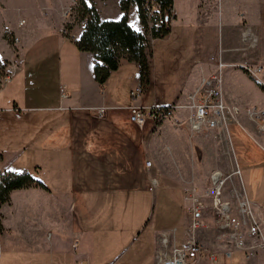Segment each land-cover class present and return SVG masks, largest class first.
Returning <instances> with one entry per match:
<instances>
[{"label": "crops", "instance_id": "1", "mask_svg": "<svg viewBox=\"0 0 264 264\" xmlns=\"http://www.w3.org/2000/svg\"><path fill=\"white\" fill-rule=\"evenodd\" d=\"M171 1L169 33L179 19L191 36V13L183 16L180 10H189L191 0H179V6ZM201 1L193 65L191 59L182 63L178 73L164 65L158 73L148 65V85L141 92L151 96L145 103L140 95H128L139 87L134 63L120 60L99 86L93 55L75 48L82 27L71 26V37L57 32L68 24L71 0H0L4 56V38L18 39L15 50L9 48L18 70L0 87V170L24 171L35 181L11 191L0 205V264H151L161 235L174 246L186 238V192H204L215 171L226 178L224 187L233 184L232 170L237 171L239 189L223 190L224 200L232 201L234 193L264 211V142L243 112L237 123L200 132L180 129L190 115L186 108L176 109L153 134L149 123L139 130L127 119L132 104L186 106L202 74L214 72L217 63L261 67L260 79L251 78L264 87V0H195L197 8ZM84 2L100 20L121 17L118 0ZM19 19L22 27L16 26ZM127 23L141 33L135 6L128 9ZM242 31L259 46L240 47ZM169 77L173 84L165 85ZM246 78L238 70H222L225 104L243 110L264 103V92ZM170 92L172 101L161 105ZM98 109L101 119L94 116ZM195 239L205 250L196 264H210L207 254L215 255L216 264L264 263L261 254L224 258L209 230L196 232Z\"/></svg>", "mask_w": 264, "mask_h": 264}, {"label": "built area", "instance_id": "2", "mask_svg": "<svg viewBox=\"0 0 264 264\" xmlns=\"http://www.w3.org/2000/svg\"><path fill=\"white\" fill-rule=\"evenodd\" d=\"M146 9V7H144ZM153 10L146 9L145 16L150 17ZM24 21L17 20L16 26L22 27ZM79 27L84 26V21L79 22ZM57 32L66 37H71L67 29L60 27ZM241 41L245 43L250 34L247 31L241 32ZM12 45L18 39L9 35ZM251 44L247 43V47ZM17 62L10 63L3 68L1 83H6L18 70ZM235 64L217 63L214 72L209 73L200 80L196 88L187 95V105L172 104L168 107L144 108L142 106L131 105L127 110V119L139 130L149 123L150 128L155 131L164 121L173 119V112L176 109L186 108L190 111L187 116L185 126L191 132L203 130L223 129L228 123H237L241 112L256 124V129L264 134V103L251 108L240 109L236 106H229L222 101L221 96V72L223 69H234ZM250 76L257 79L256 74L260 68H251L246 65H238ZM141 93L139 87L132 89L129 96L134 98ZM59 96L65 99L64 88L60 87ZM94 116L101 119L103 110L98 109ZM260 123V124H258ZM264 137V136H263ZM148 167L149 163H145ZM27 175L24 171H2L0 170V183L5 179L22 177ZM154 182V181H153ZM226 178L218 171L209 176V186L201 196L208 198V205L200 202L195 190H191V206L187 207L188 217L185 225V235L179 246L168 245L167 240L161 235L154 250L153 261L151 264H196L205 250L195 239L196 231L199 228H213L214 239L217 246L222 251L224 258L229 259L233 252H240L245 259L261 254L264 258V211L258 209L246 198L231 193L232 201L223 199V190ZM205 210H209L210 216L203 215ZM210 221L207 222V221ZM187 226V227H186ZM210 264H216L214 254H207ZM264 264V263H263Z\"/></svg>", "mask_w": 264, "mask_h": 264}, {"label": "trees", "instance_id": "3", "mask_svg": "<svg viewBox=\"0 0 264 264\" xmlns=\"http://www.w3.org/2000/svg\"><path fill=\"white\" fill-rule=\"evenodd\" d=\"M76 25L84 21L79 37L74 41L78 52L93 55V77L102 86L109 73L116 70L120 60L134 63L138 70L139 87L144 90L148 85V50L149 41L162 39L169 33V22L173 18L171 0H118L121 17L117 21H103L97 16L92 5L84 0H74ZM135 6L142 32L130 28L127 23V12ZM153 10L150 17L145 16L146 9ZM72 25L67 24L65 29ZM145 33L151 38H145ZM35 181L28 175L5 179L0 183V205L7 202L13 190L28 188Z\"/></svg>", "mask_w": 264, "mask_h": 264}, {"label": "rangeland", "instance_id": "4", "mask_svg": "<svg viewBox=\"0 0 264 264\" xmlns=\"http://www.w3.org/2000/svg\"><path fill=\"white\" fill-rule=\"evenodd\" d=\"M194 1L195 0H191V7L189 10L180 8L181 15H182V13L184 14L183 16H186L188 13H191V36L185 35V32L183 31V28H182L183 25L179 22V19H177V23L175 25L173 24V28L167 37L150 41V43L148 45V56H149L148 63L150 65V68H152L155 72H158V73L162 72V70H163L162 65H164L165 67L169 68V70L171 72L173 70H175L178 73L179 70H181V68L183 67L182 63H187L190 61V59H191V66L193 65L195 55L197 54V46H196L197 42H196V36H195V30L194 29L198 28V24H199L198 19L200 18L201 10H203V2L201 1V3L199 4V7H198L199 9H198L197 5L195 4ZM196 3H198V1H196ZM175 5L179 6V0H175ZM75 7H76L75 1L71 0L70 6L65 11V17L68 18L67 23L71 24L72 26L76 25L75 24L76 19H74ZM198 11H199V13H198ZM202 14L204 15L203 12H202ZM19 20H21V19H19ZM178 23H179V26L177 25ZM263 30H264V27H263ZM141 32H142V29H141ZM263 33H264V31H263ZM144 35H145V38L146 37L151 38L150 35L147 33H145ZM10 36H13V35L11 34ZM4 42L7 45L8 53L7 54L5 53L6 56H4V52L0 50V87L2 85L1 81H2V76H3V68L5 66H8L10 63H14L16 61V59H15L16 55L14 53L15 51L12 52V50H10V49H14L17 43L12 45L10 40H9V35H7L4 38ZM240 43H241L240 47H246L247 43L251 44V46L255 45L254 46L255 48H257L259 46V41L257 40V38L254 35H251V34H250V37L247 38V41H245V43H243L241 41V35H240ZM260 43H261V41H260ZM262 44H264V35L262 37ZM188 45H191V50H189ZM246 48L249 49L248 47H246ZM190 51H191V53H190ZM9 54L13 55L12 58H8ZM166 62H168V63H166ZM228 64H231V63H228ZM233 64L236 65V67L234 68L235 70H238L239 73L243 74V76L245 78L249 77V79L253 80L255 82V84L258 86V88L260 89V91L264 92V87L262 88V86L259 82L260 80L257 82L254 78H251V76L248 73H246L242 68L238 67V65H242V64H237V63H233ZM254 68H260V70H261V67H259V66H255ZM209 73H210V71L207 73H203L200 80L203 79L204 77H206L207 75H209ZM170 74L173 75V73H170ZM259 75L256 76L257 79H260ZM200 80H199V82H200ZM247 81H248V79H247ZM164 84L165 85L173 84V77L172 78L169 77L167 80H165ZM146 92L147 91H142L139 94L140 96L138 95L139 99L141 101H144L145 103L147 102L148 99H150V96H151V94H148L147 96L146 95L142 96ZM64 93H65V99H66L67 98L66 90H64ZM128 95H129V93H128ZM138 96H135L134 98H131L130 96L129 97L131 99H136ZM172 97H173V93L170 92V93L166 94L163 98H161L159 100V102L163 106L165 104L167 105L172 101ZM132 105H137V104H132ZM142 105H143L142 107L148 108V107H145L144 104H142ZM164 123H166V121ZM258 124H260V123H258ZM254 125L256 127V124H254ZM149 131H150V128H149ZM154 132H155V128L152 129L151 134H153ZM256 133L264 142V137H263L264 134H262L258 130V128L256 129ZM232 171L234 174V176L232 177L233 184L229 185V183H227V185H225V187H224V193L227 192L226 189L230 188V186H231V188L234 189L233 191H236L237 189H239V186L237 184V171L234 168ZM15 178H18V177H15ZM232 186H234V187H232ZM196 193L199 196L198 200L200 202H203V204L207 206L208 202H209L208 198H204L201 196V190L197 189ZM186 196H187V207H189V206H191V200H190L191 190L186 192ZM209 212H210L209 210H205V212H203V215H205L206 217H209L210 216ZM187 221H188V217L186 216V224H187ZM207 222L210 223V221H207ZM185 225H184V227H185ZM208 230L215 233L213 228H206V227L205 228H199L196 232L197 233L198 232L208 233Z\"/></svg>", "mask_w": 264, "mask_h": 264}, {"label": "water", "instance_id": "5", "mask_svg": "<svg viewBox=\"0 0 264 264\" xmlns=\"http://www.w3.org/2000/svg\"><path fill=\"white\" fill-rule=\"evenodd\" d=\"M184 128H185V125L180 126V129H184ZM195 155H196V158L199 160L200 159V152L198 149H195Z\"/></svg>", "mask_w": 264, "mask_h": 264}, {"label": "bare ground", "instance_id": "6", "mask_svg": "<svg viewBox=\"0 0 264 264\" xmlns=\"http://www.w3.org/2000/svg\"><path fill=\"white\" fill-rule=\"evenodd\" d=\"M155 183V182H154ZM263 244H264V239H263Z\"/></svg>", "mask_w": 264, "mask_h": 264}]
</instances>
